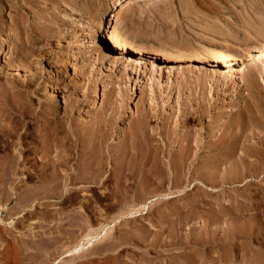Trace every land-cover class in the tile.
<instances>
[{"label":"rangeland","instance_id":"obj_1","mask_svg":"<svg viewBox=\"0 0 264 264\" xmlns=\"http://www.w3.org/2000/svg\"><path fill=\"white\" fill-rule=\"evenodd\" d=\"M73 1H78L86 12L77 10ZM119 1L124 0H0V264H173V256L189 253L193 248L191 238H185L190 228L195 235L203 233L197 235L204 238L210 209L222 206L228 217L236 210L238 204L234 203L239 197H245L250 190L256 196L252 190L256 191L260 182L254 178L247 186L252 178L245 175L239 179V169L235 172V167H230L235 172L232 176L238 174L239 180L219 169L227 167L224 159L230 158H219L218 162L223 161L226 166H217V158H211L206 146L195 142L203 124L188 121L192 114L185 115L187 112L182 113L179 107H185L181 102L191 100L189 104H194L203 93L210 96L221 88H216L210 78L219 72L221 64L207 52L217 49L238 57L255 46L262 49L264 0H131L126 9H120ZM102 14L106 21L103 31L87 32L89 26L96 29ZM110 34L124 44L123 51L109 45L106 39ZM99 54L104 57L99 59ZM232 64L228 73L233 72L238 79L239 64ZM227 70L229 67L226 73ZM206 76L216 87L208 85ZM203 78L207 87L203 86ZM255 79L264 93V72L257 73ZM242 83L237 80L232 85L221 110L205 121L217 117H222L219 122L224 121L229 111L240 109L247 94ZM7 94L8 104L3 97ZM19 98L30 101L39 112L55 103V120H64L70 114L83 124L95 114L101 115L97 131L106 133V140L93 146L94 158L83 156L74 165L97 162L101 151L105 154L107 148L114 149L124 141L130 122L141 125L140 119L137 124V116L143 109L153 111L150 121L142 123L157 137L154 144L160 143L172 127L177 131L169 137L171 144L165 146V140L161 142L160 151L144 158L145 162L138 157L145 151L146 141L139 139L132 145L127 134L129 142L125 143H131L130 153L136 151L135 157L118 159L105 154L99 158L105 162L102 172L106 178L97 184L69 178L66 189L60 192H36L35 186L40 184H35L40 181L43 167L46 164L50 171L47 162L65 141L56 144L58 151L56 148L50 156H44L39 138L36 140L38 130L32 128L30 136L24 128L16 134L9 131L12 125L8 120L14 116L9 104ZM161 115L170 118L166 122ZM34 121L28 123L34 127ZM186 133L192 138L191 147L197 148L194 154L190 147L186 155L189 158H181L180 141ZM21 135L22 139H18ZM85 138L82 142L87 143L88 136ZM67 142L71 144V140ZM12 152L19 155L14 153L13 157ZM120 160H125L131 170L127 181H121L113 165ZM213 164L219 167L214 172ZM229 177L232 179L226 182ZM33 186L35 189H31ZM244 203L250 215L256 216V197ZM231 242L223 251L229 260L239 264H256V249L264 248V241L256 238ZM217 249L218 245L212 243L198 251L213 253Z\"/></svg>","mask_w":264,"mask_h":264},{"label":"bare ground","instance_id":"obj_2","mask_svg":"<svg viewBox=\"0 0 264 264\" xmlns=\"http://www.w3.org/2000/svg\"><path fill=\"white\" fill-rule=\"evenodd\" d=\"M130 1L131 0H124L123 2L119 1L118 5H120V9L129 8L130 3H131ZM73 2H75V1H73ZM77 2H75V7L78 8L77 10H80L81 13L86 12V8L82 7ZM17 3H18V1H17ZM19 3L21 4V2H19ZM20 4H19V6H21ZM70 6H71V4H70ZM73 7H74V4H73ZM72 9H74V8H72ZM32 10H33V8H32ZM21 11H23V10L21 9ZM64 14H66V13H64ZM104 18L105 17L103 16V14L98 17V20L96 23L97 24L96 29H93L92 26H89L88 27L89 29L86 28L85 30L87 32L93 31V33H97V34L101 33L103 31L104 24L106 22ZM106 41L109 42V45H111L112 48L117 49L118 51H123L125 49L124 44L121 43L120 41H118L115 37L111 36V34L107 36ZM250 47H253V46H250ZM261 47H262L261 50L259 49V47L256 48V46L252 49L249 48V49H251V51L249 53H247L246 55L242 54L238 57H236V56L233 57L232 54H229V53L227 54V52L225 53V52L219 51L217 49L216 50L212 49L210 52H207V54H209L212 57L211 59L213 61H216L217 63H219L221 65L219 66V68H220L219 72H217V74H215V75L213 74V76L210 77L213 79V80L211 79L213 81L212 83L216 84L217 87L211 85L212 83L210 84V79H208L209 77L206 76L207 78H205V79H208V80H206L209 83L208 85L216 87V88H218L220 86L221 88L219 87L220 88L219 90L216 89V91L214 93L212 92L213 94L211 93L212 95H210V96L205 95V93H203L201 91L200 93L201 94L203 93V95L199 94L200 95L199 98L196 96V98H198L199 100L197 99L198 101L195 102L194 104H192V103L189 104V102L191 100L190 101L188 100V103H186L187 100L184 103L181 102V104H185L184 105L185 107H183L184 111L182 108L179 107V109H181V112L184 113L186 111L187 113H185V115H187V114L190 115V113L192 114L190 117L187 116V117H189L188 121H198V122L200 121V123L203 124L202 127L200 126L202 129L200 131L201 133L199 132V134H200L199 137L197 138V136L194 135V137L196 136V139H197L196 141L194 139L196 144L198 143V145L200 144V145L206 146V149L208 150L206 152L208 153V155L211 158L212 157L217 158V161H215L217 166H218V163H219V167H220V163H223L221 165H224L225 163H227L228 166L231 165V166H229V168L227 166L223 169L222 167L221 168L215 167L216 165L213 164L214 168H211V170H213V172H214V169L219 168L223 172L224 171H227L228 173L230 172L231 174L230 173L229 174L231 175V177H233V179H237L238 174H236L237 177L234 178L236 168H237V169H239V173H240L239 179L242 178L243 176L245 177V175L250 176L252 178V179H250V181L247 182V186L251 184V181L254 178H256V181L260 182V184H258L260 186L259 187L256 186V191H255V189L252 190V191H254V194H256V196H253V194H251V192H250L251 190L248 191V189H246V191H248V192L246 194H244L245 197H243V193H244V189H243V193L241 192V194H240V196L242 195L243 198L239 197L241 200L239 198L237 199L238 196L236 198L234 197L235 199H237L236 203H234V204H238V205L237 206L235 205L236 210L233 211L232 215L228 214L229 215L228 217L225 216L226 213L224 212V208H222V206L220 207L219 205H217V206H219V208L216 206L215 207L213 206L214 208H212V209H210V207H209V209H210V210L208 209L209 214H207V215H209V218H208L207 222L205 219L206 223L204 222L205 223V225H204L205 229L204 230L206 233L204 238L200 239L198 236V235L202 236L203 233L202 234L197 233L198 235L197 234L195 235V232L193 231V229L190 228L188 230L187 234L185 235V238L186 239L191 238V240H192L191 243H192L193 248H192V250H190L189 253L178 254L176 257L173 256V258L171 259V262L173 264L176 262V260H180L179 264H239L238 262H236L235 260H232L231 258L229 260L225 254L226 251L224 253L223 250H225L227 243H229L231 241H235V242L238 241V243H239V241H242V240L244 241L246 239H251V238H256V241H264V214H262V212H264V211L261 210V209L264 210V102L262 101V103H260L261 102L260 98L264 97V93L260 90V88H259L260 84L256 83L257 80L255 79V76L257 73L260 74V73L264 72V68H262L263 67L262 63L264 62V44ZM246 49H248V48H246ZM103 57H104L103 54L98 55L99 59H102ZM235 61H237L239 64V67H238L239 68L238 69L239 77H238V79L236 78V75L233 76V72L228 73L230 71V69L232 70V67L234 66V64H232V62H235ZM227 67H229V70H227V73H226L225 69ZM256 67L257 68L259 67V69L256 70ZM201 78L202 77H200V80H201ZM205 79L203 81V86L207 85ZM186 80H188V78ZM237 80H238V82L239 81L241 83L243 82L242 84L245 85L246 90H247V94L245 95V97L242 98V105L240 106V109L237 110L235 113H231L229 111L227 113V117L226 116H225L226 118L224 117L225 118L224 121L219 122V120H222V117H217L216 119H214L212 121L211 120L205 121L207 118L211 117L217 111L221 110V106L223 104V101L225 100V94L229 93L230 89L232 88V85H234V83L237 82ZM255 80H256V82H254ZM183 82H182V84H183ZM200 82H202V80L199 81V83ZM201 84H199V85H201ZM238 84H240V83H238ZM77 86L74 87L75 91L79 87V86L78 87ZM204 87H207V86H204ZM234 87L237 88V86H234ZM200 88H201V86H200ZM210 88H212V87H210ZM170 89H172V88H170ZM207 89H209V88H206V91H207ZM75 91H74V93H75ZM3 97H6V98H4L5 99L4 103L7 102V104H8L10 102L9 95L8 96L5 95ZM188 97H190V96H188ZM188 97H187V99H188ZM193 99H192V101H193ZM71 100H72L71 103L75 104L74 100L73 99H71ZM194 100H196V99H194ZM259 100H260V102H259ZM0 102H2V101L0 100ZM227 103H229V102H227ZM13 104H11V103L9 104L11 106V109H12L13 115H14L12 118L10 117L11 119L8 120L9 124L11 123V125H12L11 126L12 128L10 127L11 129L9 131L12 130L16 134L17 130H20V128H22V129L24 128V133H27L30 136V134L34 131L32 128H35L36 130H38V133L40 135L36 136L37 137L36 140L39 138V140H37V142H39V145L43 146L42 149L41 148L40 149L43 151L44 156H50L54 150L56 151V148L58 151L59 147H57V145H56L57 143L65 141L64 143H61V145H63V144L66 145V142L71 140V144H69L67 142L68 143L67 146L64 145L65 146V148L63 149V150H65L64 153L62 150V147H64V146H61V148H59V149H61L60 151L51 155L49 161L47 162V165L50 166V169H49L50 171H48L47 167L45 168L46 164H45V166L43 165L44 167L42 169V176L39 179L40 181H38V183L35 184V185L40 184L39 187L35 186V187H37L36 189L34 188V186L31 187V189L34 188L36 190V192H46V193L47 192L48 193L60 192L61 190L66 189V183H67V180L69 178H70V180L73 179V180L77 181L78 183L91 184V185L97 184L98 182H100L102 180L101 178L104 177L102 171H103V167H104L105 162L99 161V158H104L105 154L110 155L111 158H118V159L119 158H123V159L134 158L135 157L134 155H136V151H135V153H133V152L130 153V151H132V150H130L132 148L129 147L131 145V143H128L127 144L128 146L126 145L127 134L129 135V140L132 142V145L135 142L139 143L138 142L139 139H141V141H144V140L146 141V143H147L146 149L147 150L144 149L145 150L144 152H140L139 157H138V158H141L142 161L145 162L144 158H150L151 155H153L155 153L157 154L156 151H158L160 149L159 146H161V144H162L161 142H163L165 140V146L171 144L170 142H172V141L169 137H172L171 133H173L177 129L176 128L175 130L174 129L172 130L173 127L171 129L169 128L170 132L169 131L166 132L167 131V129H166L165 132L167 134L165 133L166 134L165 137L164 138L160 137L162 139V141L160 139V143H158L160 145H158L157 143H156L157 145L154 144L153 141L156 140L157 137L155 136V134H152L149 131L150 127L148 128V125H145V123H147L148 119L150 121V118L153 115V113H152L153 111L151 112L152 109H150V108L149 109H143L140 111V113L138 111L137 124L140 123L139 119L142 120V122H144V120H145L146 122L144 124L141 122L140 123L141 125H135L136 121H135V123L130 122V124L127 125V130L125 131L124 141L120 142L119 144H116V147L114 146L115 147L114 149L112 147H111L112 149L107 148L105 154H103L101 151V155H99V156L96 155L97 156L96 158H98V159H96V160H98L97 162L95 160H94L95 161L94 162L93 160L90 159L91 162L86 161L88 163H86L85 165L79 166L78 164L74 165V163L80 162V159L83 158V156L94 158L95 153H93V150H94L93 146L96 145V143H98V145H99V142L103 143L104 140H106V137H107L106 133H99L98 134V131H97L98 130L97 128L99 126V120H100L99 118H101L100 117L101 115L95 114L93 116V119L90 118L91 121H89L88 123L86 121L83 124H80V121L77 120L76 116L72 117V116H70V114H68V117L64 118V120L63 119L62 120L61 119L55 120L54 114L58 111V105H56L55 103H53V105H51V108L46 107V108H41V110L39 109L40 112L35 110V107L30 103V101L20 100V98H19V101H16V103H13ZM181 104L179 106H183ZM194 105L196 107L194 110H192ZM179 112H180V110H179ZM193 114H195V116H193ZM163 116H165V115H163ZM163 116H162V120L164 119ZM157 118H158V116H157ZM167 118H170V115H166V117L164 119L166 122L168 120ZM33 119H35L34 124H33L34 127H32V125H30V123H28L29 121H32ZM104 120L107 121L108 118L107 119L104 118ZM109 121H110L109 122V125H110L112 123V121L111 120H109ZM138 121H139V123H138ZM104 122H102V123H104ZM106 123H108V122H106ZM106 123H104V125ZM100 125H102V124H100ZM171 130H172V132H171ZM14 132H13V134H14ZM60 132L62 133V135ZM81 132H82V134H80ZM159 133H160V131H159ZM100 134H102V135H100ZM162 134H163V131H162ZM162 134H159V135L162 136ZM188 134L190 136V133H188ZM188 134L186 133V135H185L186 137L185 136L182 137L183 141H186V143H184L183 141H180V145L182 146V149L180 148L182 150V155L180 154V156H182L181 158H186V157L189 158L188 157L189 155L186 156L187 151L191 146L194 145V144H191V139H192V138L190 139L191 136L187 137ZM98 135H100V136H98ZM174 135H175V133L173 134V136ZM87 136H88V141H86V140L85 141L89 145L85 142H82V139H84ZM22 137H23V135H21L18 139H22ZM85 139H87V138H85ZM10 140H12V139H10ZM129 140H127V141L129 142ZM158 140L159 139H157V141ZM169 140H170V142L168 144ZM30 142H32V141H30ZM37 142H35V143H37ZM84 143L87 144L86 147H85ZM142 143H144V142H142ZM79 146H80V149H79ZM87 146H89V147H87ZM195 147L197 148V146H195ZM196 148L194 149L191 147L192 150L193 149L195 150L194 154L196 153ZM204 148L205 147H203V149ZM13 149L14 148H12L11 150L12 151L16 150V149H14V150ZM166 149H167V147H166ZM30 151H32V150H30ZM61 151H62V154H61ZM189 151H191V150H189ZM98 152H97V154H98ZM14 153L12 152L11 156H13ZM16 153L14 155L18 156L19 153L17 155H16ZM159 154H160V152H158V155ZM70 155H71V157H70ZM190 155H191V153H190ZM203 155H199V156H203ZM194 156H196V155H194ZM154 157H156V156H154ZM196 157L199 158L198 156H196ZM206 157H207V155H206ZM206 157H204V158H206ZM210 157H208V158H210ZM200 158H202V157H200ZM219 158H230V160L224 159L225 163L223 161L218 162V160H220ZM72 160H73V163L71 162ZM85 160H87V159H85ZM225 160H227V162ZM144 162H142L143 165H144ZM83 163H85V162L83 161ZM113 165L116 167V170L120 173L121 181H125L126 179H128L127 176L129 175L131 170H130L129 166L127 165V163L125 162V160H120L118 163H114ZM224 166H226V165H224ZM232 166L235 167L234 168L235 172H233L234 176H232L233 170L231 171V169H230V167L233 169ZM227 168L230 169V171H228ZM141 170H143V167ZM221 170H217V171L219 172ZM228 175H227V177H228ZM223 176H224V174H223ZM231 177L226 178V182L229 181L227 179H230ZM104 178H106V175ZM224 178H225V176L222 178L223 179L222 181H224ZM239 179H237V180H239ZM247 180H248V177H247ZM237 185L239 186V184H237ZM245 185H243V186H245ZM253 197H256V216H255V214L250 215V213H249L250 210H248L249 207H247L246 206L247 204L245 205V203H244V201H247V200L253 201ZM235 199H233V200L235 201ZM226 208H225V210H226ZM228 208H229V206H228ZM170 236H172V235H170ZM212 243H216L218 245V249L215 250L213 253H204L200 250L198 251V248L201 247V249H202V247L204 245L212 244ZM79 249H80V247H79ZM262 255H264V248H261V246H259V248L256 249V264H264V259L262 258Z\"/></svg>","mask_w":264,"mask_h":264}]
</instances>
